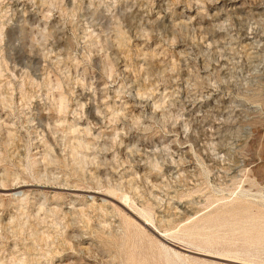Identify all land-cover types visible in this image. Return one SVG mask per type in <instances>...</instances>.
<instances>
[{
	"label": "rangeland",
	"instance_id": "obj_1",
	"mask_svg": "<svg viewBox=\"0 0 264 264\" xmlns=\"http://www.w3.org/2000/svg\"><path fill=\"white\" fill-rule=\"evenodd\" d=\"M170 263L264 264V0H0V264Z\"/></svg>",
	"mask_w": 264,
	"mask_h": 264
},
{
	"label": "bare ground",
	"instance_id": "obj_2",
	"mask_svg": "<svg viewBox=\"0 0 264 264\" xmlns=\"http://www.w3.org/2000/svg\"><path fill=\"white\" fill-rule=\"evenodd\" d=\"M235 9V8H234ZM148 220V219H147ZM131 222V221H130ZM132 224V223H131ZM133 225V224H132ZM135 228V227H134ZM137 229V228H136ZM136 229H135V231H136ZM155 232V231H154ZM159 233V232H158ZM160 237H161V235H160ZM167 237H170V236H167ZM159 238V237H158ZM163 240V239H162ZM161 240V241H162ZM165 240H163V242H164ZM154 242V241H153ZM171 240H169L168 241V243L169 244H171ZM156 244V243H155ZM158 244V243H157ZM171 245H173V244H171ZM170 245V246H171ZM159 246V245H158ZM179 249H181V250H183L184 252H188V253H192V254H197V255H202V256H204V254L203 253H201V252H193L189 247H187V246H184V245H180V244H178V246H177ZM164 248H166V246L164 245ZM169 248V247H168ZM172 249V248H171ZM168 252V251H167ZM231 252V251H230ZM206 256V255H205ZM172 262V261H171ZM171 264V263H170ZM173 264V263H172Z\"/></svg>",
	"mask_w": 264,
	"mask_h": 264
}]
</instances>
